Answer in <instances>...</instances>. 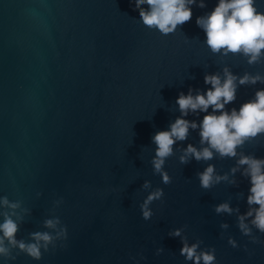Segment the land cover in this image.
Wrapping results in <instances>:
<instances>
[{
    "label": "water",
    "instance_id": "water-1",
    "mask_svg": "<svg viewBox=\"0 0 264 264\" xmlns=\"http://www.w3.org/2000/svg\"><path fill=\"white\" fill-rule=\"evenodd\" d=\"M216 2L196 0L192 17L163 33L143 22L147 5L135 0H0V197L19 202L0 205V222L15 213L25 242L36 231L53 234L39 258L5 240L0 264H197L182 254L185 240L213 253L210 264H264V230L252 216L249 232L240 227L258 204L249 205L250 177L237 165L241 155L264 158V132L235 155L213 149L209 159L182 161L188 144L205 146L199 127L190 128L161 170L153 164L152 137L181 115V92L211 87L205 74L227 67L237 76L229 111L264 89V54L250 63L207 45L196 17ZM255 5L264 11V0ZM245 74L261 79L239 83ZM209 164L227 179L204 187L199 173ZM157 190L146 218L142 206ZM223 202L233 210L217 211ZM52 217L55 228L44 223Z\"/></svg>",
    "mask_w": 264,
    "mask_h": 264
},
{
    "label": "clouds",
    "instance_id": "clouds-1",
    "mask_svg": "<svg viewBox=\"0 0 264 264\" xmlns=\"http://www.w3.org/2000/svg\"><path fill=\"white\" fill-rule=\"evenodd\" d=\"M139 7L140 17L148 26H156L163 33L173 31L178 24L189 20L193 15L192 5L196 0H135ZM205 0H199V5L204 6ZM196 23L205 32L206 43L213 52L228 53L242 52L248 56L249 62L260 58L264 49V11L257 9L255 0H217L211 11L196 17ZM205 83L210 84L205 91L189 89L187 93L181 92L177 97V104L181 115L177 117L167 129H162L154 134L156 155L153 158L154 168L159 171L164 164L165 157L173 152V144L177 140L187 137L190 128L200 129L202 148L188 144L180 159L186 161L190 155L196 159H209L214 155L213 149L221 155H235L237 145L244 142L248 137L264 132V89H259L253 99H250L237 109L233 107L230 111L225 108L226 104L235 99L237 88V76L224 69V75L219 73L205 74ZM261 79L259 75L249 76L245 74L239 77V83L253 82ZM209 106L212 111H208ZM197 110L204 112L203 118L197 122L185 117L189 111ZM216 110H221L217 112ZM237 165H246L244 174L250 177L251 185L247 197L250 207L248 211L240 216V227L244 232L251 229L245 221L246 216H252V224L264 230V158L251 155H241ZM237 169H232L235 172ZM201 184L209 187L212 183L221 179H227V174L221 176L214 173V165L209 164L199 173ZM163 179H169L166 172ZM147 183V182H146ZM161 195L159 190L148 195L143 207V214L147 218L151 214L148 203ZM0 205L11 209L19 207V202L10 201L7 197H0ZM217 211H229L228 202L216 206ZM15 213H4V220L0 222V254L9 251L5 244L7 240L12 245H18L31 256L39 258L41 247H47L53 239V234L48 231H36L31 233L34 238L31 242H25L16 238L19 228L17 220L13 218ZM49 228H55L59 223V217L48 218L44 221ZM226 226V225H225ZM63 225L59 231H63ZM180 229H175L171 234L179 235ZM233 243H235L233 241ZM198 243L189 244L186 240L181 248L186 259H193L199 264L203 260L210 264L215 257L211 252L197 251Z\"/></svg>",
    "mask_w": 264,
    "mask_h": 264
}]
</instances>
